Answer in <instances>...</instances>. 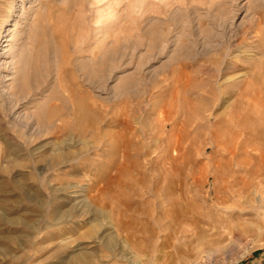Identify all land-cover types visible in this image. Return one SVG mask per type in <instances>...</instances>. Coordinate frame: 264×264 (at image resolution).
I'll return each instance as SVG.
<instances>
[{
	"label": "rangeland",
	"instance_id": "374dc122",
	"mask_svg": "<svg viewBox=\"0 0 264 264\" xmlns=\"http://www.w3.org/2000/svg\"><path fill=\"white\" fill-rule=\"evenodd\" d=\"M263 73L264 0H0V264H264Z\"/></svg>",
	"mask_w": 264,
	"mask_h": 264
},
{
	"label": "bare ground",
	"instance_id": "6f19581e",
	"mask_svg": "<svg viewBox=\"0 0 264 264\" xmlns=\"http://www.w3.org/2000/svg\"><path fill=\"white\" fill-rule=\"evenodd\" d=\"M218 23V22H217ZM219 24H222V22H220ZM174 73V74H173ZM264 74V73H263ZM172 78L175 80V82H176V84H175V82L171 79V82L172 83H170V84H172V86L171 87H173V84H174V86H176L175 87V89H176V91H175V93H177V94H182V92H183V94H189V93H197L198 94V92L200 91V94H202V95H207L206 94V88L205 87H202V86H194L193 85V81H192V76H191V74H190V72H187V71H185V70H180V68L179 69H175V71L173 72L172 71ZM10 78V77H9ZM226 79V78H225ZM174 82V83H173ZM196 83H198V81L196 82ZM169 84V85H170ZM197 85V84H196ZM170 90H171V88H170ZM173 91H174V89H172ZM251 94V93H250ZM262 95V94H261ZM172 96V95H171ZM174 96V95H173ZM172 96V98H174ZM243 98H242V100H243V108L245 109V110H249V111H251L253 114H255V116L257 117V118H259V119H261V116H260V112L261 111H263L264 112V108H263V105H264V103L262 102V101H260V100H258L257 98H255L253 95H249L248 93H242V95H241ZM250 96V97H249ZM179 97V96H178ZM211 97V96H210ZM249 97V98H248ZM175 98H176V96H175ZM181 98H183V97H181ZM177 99V98H176ZM263 100V99H262ZM191 107H192V105H191ZM235 107V106H234ZM182 109V108H181ZM188 109V108H187ZM189 111V110H188ZM204 111V109H201V108H199V109H197L196 110V112L199 114V117L201 116V114L202 113H204L203 112ZM232 114H236V112H234V113H232ZM231 114V115H232ZM244 115V114H243ZM234 117H236V115H234ZM194 121V120H193ZM227 121V120H226ZM188 121L187 120H185V123H184V127H188ZM193 123H195V122H193ZM214 123H215V125L217 126V125H220V120L219 119H216L215 121H214ZM224 123V122H223ZM223 126H224V124H222ZM218 127V126H217ZM220 127V126H219ZM186 130V129H185ZM211 130V129H210ZM203 132V131H202ZM164 133V132H163ZM177 136H180V135H177ZM161 137V136H160ZM260 137V136H259ZM193 138V137H192ZM213 139V137H211V139H210V141H209V143H214V139ZM176 140V139H175ZM178 140V139H177ZM196 140V139H195ZM215 140L216 141H218V137L217 136H215ZM190 143V142H189ZM185 145V144H184ZM206 145V144H205ZM199 148V147H198ZM202 149H207L206 148V146H204ZM230 153H231V162L233 161V158H234V156L237 154V148H236V146H235V148H234V150H232V151H230ZM147 154V153H146ZM244 154V153H243ZM259 155H260V157L261 156H263V158H264V153L263 152H261V153H259ZM226 156V155H225ZM226 158V157H225ZM225 160V159H224ZM226 162V161H225ZM262 165V164H261ZM260 165V166H261ZM219 166V164H217V166L216 167H218ZM238 168H240V166H239V164H236V167H235V171H238ZM243 169L244 170H246V171H248V168H246V167H243ZM229 171V170H228ZM228 173V172H227ZM235 173V172H234ZM238 173V172H237ZM208 173H206V175H207ZM228 175H226V177H227ZM232 176V175H231ZM236 176V175H235ZM246 176V175H245ZM229 178V177H228ZM232 178V177H231ZM227 179V178H226ZM235 179V178H234ZM243 179H244V177H243ZM230 180V179H229ZM232 180V179H231ZM226 181V180H225ZM237 181V180H236ZM240 181V180H239ZM242 182V181H241ZM247 184H248V182H247ZM117 185V184H116ZM230 185V184H229ZM238 185V184H237ZM235 186V185H234ZM247 185L246 184H244V185H242L241 187H235V189H229V192H228V198L230 197V198H232L233 197V195L234 194H236V195H238V197L239 198H241L242 197V195L245 193V192H247ZM225 188V187H224ZM248 194V193H247ZM257 195H259V193L257 194ZM113 196V195H112ZM219 198H221V200H224V199H222L223 197L222 196H217L216 197V199L217 200H219ZM244 198V197H243ZM210 200V199H209ZM102 201V200H101ZM248 201H250V198H248L247 197V199L246 200H244V202H242L243 204V207H245L244 205H245V203H247ZM121 202H122V200H121ZM131 204V203H130ZM124 205H125V207H127L128 206V203L127 202H125L124 201ZM254 205H256V204H254ZM139 207V206H138ZM130 208V207H129ZM125 209V208H124ZM196 212V211H195ZM61 213V212H60ZM60 213H58V214H60ZM141 213V212H140ZM117 214H118V212H117ZM153 216V215H152ZM58 217H60V215L58 216ZM61 217H63V216H61ZM65 217V216H64ZM115 218V217H114ZM151 218V217H150ZM114 222V230H115V234L119 237V235H120V232L121 231H125V233L126 232H129L130 231V233H133L134 231L132 230V222L130 221V220H126V219H123L121 216H116V218H115V220L113 221ZM133 228H135V227H133ZM127 235V234H126ZM80 258H83V256L82 257H80Z\"/></svg>",
	"mask_w": 264,
	"mask_h": 264
}]
</instances>
